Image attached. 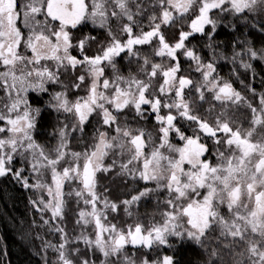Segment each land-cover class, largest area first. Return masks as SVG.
Wrapping results in <instances>:
<instances>
[{
  "label": "snow or ice",
  "instance_id": "1",
  "mask_svg": "<svg viewBox=\"0 0 264 264\" xmlns=\"http://www.w3.org/2000/svg\"><path fill=\"white\" fill-rule=\"evenodd\" d=\"M146 12L145 26L138 17ZM240 23L264 35V0H148L147 6L144 0H0V178L47 193L49 199L30 200L41 226L60 235V243L43 244L57 254L51 262L45 255L44 264H178L172 255L137 259L128 251L129 246L172 248L171 238L197 246L201 264H264V93L253 106L217 72V60L229 58L218 51L222 42L216 36L221 28L236 31ZM89 26L106 38L85 31ZM171 29H176L173 40L166 34ZM197 36L211 59L192 44ZM237 43L245 46L242 51ZM145 45L159 62L137 47ZM93 47L96 53L88 55ZM245 54L264 62V48L234 41L231 62L239 60L254 72L252 63L243 61ZM181 58L194 63L201 79L184 74ZM125 59L137 65L127 76L120 65ZM49 86L61 90L50 92ZM30 91L49 93L46 108L71 118L70 124L60 122L52 149L34 138L44 109L32 106ZM74 91L84 94L71 99ZM205 91L222 106L211 119L214 106L201 116L193 96L204 102ZM230 106L251 111L249 127L229 115ZM126 109L140 120L152 115L159 135L131 127L126 117L121 123ZM93 119L98 124L93 143L83 152L71 150L72 133L83 134ZM112 172L145 187L130 199L111 201L97 188L98 174ZM48 173L51 183L45 181ZM160 192L166 195L157 201L158 209L164 205L159 221L125 228L109 220L121 205L133 216V206ZM73 197L77 205H90L78 211L76 224L91 225L94 235L69 237L65 221Z\"/></svg>",
  "mask_w": 264,
  "mask_h": 264
},
{
  "label": "trees",
  "instance_id": "2",
  "mask_svg": "<svg viewBox=\"0 0 264 264\" xmlns=\"http://www.w3.org/2000/svg\"><path fill=\"white\" fill-rule=\"evenodd\" d=\"M146 1L148 2V0ZM148 9H151V7L149 6ZM216 39L222 42L218 50L223 51L229 58L228 60H217L218 70L223 73L224 76L233 80L235 85L243 87L242 94L249 101L254 105L259 104V93H264V62H256V68H254L256 76H253L251 70L237 69V63L233 64L231 62V56L234 41L250 40L253 46L258 50L264 48V36L254 29L246 27L244 24L242 26L238 24L236 31L221 29ZM202 44L203 41H200L197 43V47L203 48ZM243 47L245 46L242 45V49ZM234 70L236 73L235 75L233 74ZM241 80L244 81L243 84H241ZM248 85L255 89L256 96H253L249 91ZM34 99L38 100V98ZM39 100L37 102H39ZM229 109L234 111V119L246 121L249 118V114L246 112L245 107L236 108L235 106H230ZM56 124V119L43 110L37 124V142L44 145L46 148L50 146V149L54 148L58 142L56 131L58 125ZM50 132L53 134L52 137L49 136ZM91 139L92 132L89 131L83 139L79 137L73 138L70 146L72 149L78 150L82 145L89 143ZM125 188L127 187L125 186ZM125 188L122 187L120 191L119 189H114L113 194L116 195L121 191H125ZM70 204L73 203L70 201L68 202L65 225L69 237H73L76 229L77 209L82 206L78 207L75 204L74 207H70ZM154 213L152 206H142L138 210L135 209L133 211V216H131L132 218L127 217L125 222L134 224L137 220L142 223H144L143 220H145V225H148L150 222L156 221V219L153 218ZM42 224L40 213L33 209V205L30 203L29 190L24 189L19 183L11 179L0 178V264H44L43 260L45 259L44 255H46V253L42 250L43 244L45 242H51L49 239V237H51V232L49 233L47 226H41ZM79 246L82 247L81 244ZM176 257L180 264H201L202 259L200 252L188 248L177 253Z\"/></svg>",
  "mask_w": 264,
  "mask_h": 264
},
{
  "label": "flooded vegetation",
  "instance_id": "3",
  "mask_svg": "<svg viewBox=\"0 0 264 264\" xmlns=\"http://www.w3.org/2000/svg\"><path fill=\"white\" fill-rule=\"evenodd\" d=\"M144 2H145V5H146L147 1L144 0ZM151 11H152V9H148V12H151ZM147 14L148 13L146 12L145 13V17H138V19L142 20V23L145 26L148 23V21L146 19ZM239 25L242 26L243 23H240ZM114 28H115V24H114ZM221 29H224V28H221ZM145 30H147V27H145ZM227 30L229 31V29H226V31ZM85 31H92L93 35H97L98 34L99 38H101V39L106 38V33L103 30H100V29L93 30L91 28V26H89V28L85 29ZM175 32H176V29L166 30V34L168 35L169 40L175 39V36L172 34V33H175ZM256 32H258V31H256ZM258 33L261 34L260 32H258ZM262 36H264V35H262ZM200 41H203L202 38L197 36L196 39H194L192 41V44L196 46L197 51L200 52L204 56L205 60L207 61V60L212 58L211 54H210L208 49L197 47V43H199ZM137 47L141 48V52H142L143 55H146V56L150 57L155 62H159L160 61L159 57H155L153 55L152 48L150 46L145 45V46H137ZM236 49H237V51H242V44H237L236 45ZM218 51H220V50H218ZM95 53H96V49H95V47H93L91 50L88 51L87 54L88 55H94ZM73 54L79 56V53H77V52H73ZM242 59H243L244 62H248L249 60H251L247 54L243 55ZM251 61H252L251 63L253 65V69L256 68V62H258V61L257 60H251ZM181 62H182L183 66H184V69H185V73H184L185 75H189L193 80L201 79L200 74L194 71L195 65H194L193 62H190V61H188V60H186L184 58H181ZM49 64L51 65V62H49ZM120 65H121V70H122V72H123V74L125 76L128 75V72H129L130 68H131L132 71H135L136 68H137L136 63H133L131 66H129L128 63H127V59L120 61ZM240 67L241 66H239L237 64V69L240 68ZM240 69H244V68H240ZM251 71H252V75L256 76L255 69H254V72H253V70H251ZM108 72L110 74L111 70L108 69ZM217 72L219 73V75L224 80L230 81L233 84V87L236 90H238V91H240L242 93L243 87H238L237 85H235L233 80H231L230 78H227L226 76H224V74L221 73L218 70V68H217ZM76 74L77 75L80 74L79 70H77ZM61 79H64L67 82V78L65 76H62ZM49 87H50V92L51 91H60L61 90L58 86H56V87L49 86ZM77 94L83 95L84 93L83 92L77 93V92L74 91V92L70 93V98L74 99ZM193 96L197 100V109H198V112H199V114L201 116H209V113H208L207 110L210 107H213V106H214V110L211 113V116L209 117L210 119L212 117H214L216 114H218L222 110V106H221L220 102L213 100L212 99V94L207 92V91H205L206 101H204V102L199 101L197 94L194 93V92H193ZM28 97H29V100H30V102H31L33 107L44 108L45 112L48 115H50L51 117H54L56 119V123H57L56 125H58V128L62 126V124L60 123L61 121H64V122L69 123V124L71 123V118L67 117L64 113H56V112L46 108V105H47L48 101L50 100V94L49 93H43V94L37 95L36 93L30 91L28 93ZM34 98H38V100L40 99L39 102H37L38 100H35ZM258 105L259 104H257V105L253 104V106H258ZM243 107L246 108V112L249 114V118L246 121L245 120H241V119H239V120L235 119V120L238 121L243 127L247 128V127L250 126L249 122H250V120L252 118V113L246 106H243ZM228 111H229V115H231L232 118H233V115H234L233 112L234 111H232L230 109H228ZM125 117L127 118V122H128V124L131 127H133V128H144L147 131L152 132L154 137H157L159 135L157 130H156L158 126L156 125V122H155V120H154L152 115H149L147 120H140L138 118H135L134 111H128L126 109L124 113L120 114L121 123L124 122ZM181 123L183 124V122H181ZM97 127H98V124H97L96 120L93 119L91 123H89V124H87L85 126V130H84L83 134H81L79 132L72 133V137L70 138L71 142H72L73 138L79 137V138L83 139V137H85L86 133H88L89 131L92 132V139L86 145H82L81 147H79L80 149L77 150L78 152H83L86 148H88L89 145H91L93 143V136L95 135V131H96ZM184 127H185V130L187 131V133L189 135H191V131H190V129L187 128L186 124H184ZM56 131H57V136H58V129ZM36 132H37V130L34 132V138L35 139H36ZM49 136L50 137L53 136L52 132H50ZM172 142L176 143V144H181L182 143V142H180L179 140H177L175 138H173ZM208 142H209V144L211 143V141H208ZM156 143H159L158 139H157ZM70 145L71 144H69V147H70ZM50 147L47 148V149H50ZM148 150H150V149H148ZM115 158L117 159L118 162H121V161H125L126 162V159H127V157H115ZM209 158L213 162H215V157L214 156H210ZM112 159H113V157H111V156L106 158L105 163L106 164L111 163ZM98 181H99V186L97 188V191L107 195V197L111 201H115L117 203H119L120 201L125 200V199H130L132 195L137 194L140 190H142L145 187V182L140 181V180H133V179L127 178V177H124V178L115 177V172L108 173V174L99 173L98 174ZM125 186L127 188H125ZM147 186L148 187H155L154 183H149ZM122 187L125 188L126 190L125 191H121V192L117 193L116 195L113 194L114 189H119V191H120ZM105 189H107L106 193H105ZM165 195L166 194L164 192H160L158 194H153V195L149 196L148 198L142 199L140 202H138V204H137L138 206L137 205L133 206L131 210L133 212L135 209L138 210L142 206H144V207H147V206L151 207L152 206L153 210L155 212L153 218L156 219V221H159L160 220V216L158 214V211L162 210L164 208V206L161 203L160 207L158 209L156 204H157L158 200L159 201H163ZM98 207L102 208V204H98ZM123 207L124 206L121 205L120 210L117 213H110L108 218L113 223H116L119 227H125L126 228L127 225H129L131 223L130 222H125V219L127 217H129V216L125 214V212L123 211ZM118 216H120V217L118 218ZM143 222H144L143 224H145L144 220H143ZM171 239L173 240V244H174V247H172V248H168L166 246H161L158 249L149 250V249H144V248H135L134 249L131 246H129L128 247V251H129L130 254L131 253H135L137 259H139V258H141L143 256H148L150 258L155 259L158 256H162V255H172V256L175 257V259L178 262V264H180V262L178 261V258L176 257V254L180 253L182 250H185V249L188 248V249H193L195 251L200 252V249L197 246H195L194 244L190 243V242L181 243L180 241L176 240V238H171Z\"/></svg>",
  "mask_w": 264,
  "mask_h": 264
},
{
  "label": "rangeland",
  "instance_id": "4",
  "mask_svg": "<svg viewBox=\"0 0 264 264\" xmlns=\"http://www.w3.org/2000/svg\"><path fill=\"white\" fill-rule=\"evenodd\" d=\"M248 62L251 63L252 61L249 60ZM236 63L240 66V61H239V60H238ZM240 68H242V67H240ZM262 93H263V92H262ZM260 94H261V93H259L258 100H259ZM0 95H2V93H0ZM33 135H34V134H33ZM70 144H72L71 141H70ZM70 149L73 150V151H77V150L72 149L71 146H70ZM77 152H78V151H77ZM19 166H20L19 163H17V167H19ZM28 174H29V176L31 177V179H30V183H35V177H34L31 173H28ZM45 181H46L47 183H51V175H50V173H48V174L46 175V177H45ZM74 186H75V185H74ZM28 190H29V189H28ZM65 191H68V188H67V187L65 188ZM29 194H30V200H32V199H38L41 195H43V196L45 197V199H49V197H47V193H46V192L41 193V192H39L38 190H35V189H31V190H29ZM69 201H70L71 203H73V204H70V207H74L75 204H76V202H75V198L73 197V198L70 199ZM76 205H77V204H76ZM77 206H78V207L82 206L81 208H83V209H85V210H90V205H89V206H86V205H83V204L81 203L80 205H77ZM33 209L36 210V208H34V207H33ZM79 210H80V208L77 209V213H78ZM38 213H39V212H38ZM49 216H50V213H46V214H45V219H47ZM76 217H77V218H76V220H77V219H78V215H76ZM45 226H46V225H45ZM47 227H48V226H47ZM47 230L49 231V229H47ZM50 232H51V237H49V239L51 240L52 244H58V243H60V235H59L58 233L53 232V231H49V233H50ZM81 232H84L86 235H87V234H93V235H94V233H93V227H92L91 225H89V226H83V225H77V224H76V229H75V231H74L73 237L80 235ZM50 240H49V241H50ZM80 244L82 245L81 249H84L85 246L83 245V243L81 242ZM42 250H43V252L46 253L47 259H48L50 262L56 260L57 254H56L53 250H51V249H47V250L42 249ZM152 252H153V251H152ZM44 256H45V255H44ZM98 256H99V254H98ZM93 258L96 259L95 257H93ZM43 261H44V260H43ZM97 262H99V261L97 260ZM97 264H99V263H97Z\"/></svg>",
  "mask_w": 264,
  "mask_h": 264
},
{
  "label": "bare ground",
  "instance_id": "5",
  "mask_svg": "<svg viewBox=\"0 0 264 264\" xmlns=\"http://www.w3.org/2000/svg\"><path fill=\"white\" fill-rule=\"evenodd\" d=\"M41 139H42V138H41ZM42 140H43V139H42ZM150 200H151V199H150ZM143 205H144V204H143ZM156 205H157V204H156ZM137 206H138V205H137ZM163 206H164V205H163ZM140 210H141V209H140ZM123 213H124V212H123ZM123 213H122V214H123ZM134 214H135V213H134ZM123 215H124V214H123ZM135 216H136V215H135ZM137 216H138V215H137ZM119 217H120V216H118V218H119ZM131 218H132V217H131ZM138 218H139V217H138ZM121 219H122V218H121ZM127 220H128V219H127ZM127 220H126V221H127ZM128 221H129V220H128ZM130 221H132V220H130ZM137 221H138V220H137ZM144 221H145V220H144Z\"/></svg>",
  "mask_w": 264,
  "mask_h": 264
}]
</instances>
